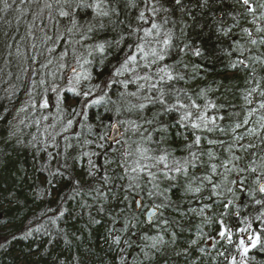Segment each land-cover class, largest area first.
I'll return each instance as SVG.
<instances>
[{"label":"snow or ice","instance_id":"snow-or-ice-1","mask_svg":"<svg viewBox=\"0 0 264 264\" xmlns=\"http://www.w3.org/2000/svg\"><path fill=\"white\" fill-rule=\"evenodd\" d=\"M0 2V11L6 12L10 8L8 0ZM225 3L242 11L225 12ZM196 9L200 10L198 15L210 14L215 28H209L218 39H231L236 35L233 29H239L242 39L232 40L223 51L232 58L228 68L245 73L249 86L243 90L242 119L224 123L222 110L228 106L208 99L209 91H219L221 82L198 91L183 86L203 79L205 71L204 65L190 64L185 56H212H205L204 49L185 39L191 25L184 17L195 20ZM45 10L57 30L53 35L45 31L41 46L50 45L46 49L49 57L59 49L60 62L58 71L41 74L40 69H48L53 59L40 60L44 53L39 50L31 57L32 63L39 65L33 72L40 79L32 78L28 95L33 110L55 107L61 125L59 131L56 122L48 125L53 131L45 128L42 141L33 136L35 143L31 146L36 154H46L37 169L43 175L42 195L52 196L58 186L70 187L74 193L70 199L87 196L92 200L91 204L80 202V207L88 210L86 227L101 225L107 219L103 243L110 258L101 264H167L172 256L186 264H248L253 249L264 251V0H43L37 15L42 18ZM217 11L219 16L214 14ZM225 15L232 21L227 27ZM245 19L252 28L240 27ZM61 21H66L63 33L59 31ZM31 47L37 46L33 43ZM69 55L74 63L68 62ZM64 70L69 72L68 77L62 76ZM58 76L67 80L66 86L57 83ZM98 76L102 78L92 83ZM37 87L43 88L40 100L34 97ZM65 91L79 98L76 107H62ZM49 92L55 94L54 105L50 104ZM201 99L203 105L197 102ZM99 105H104L110 115L105 120L97 113V129L89 122L88 110ZM65 112L71 117L66 121ZM237 116L239 113H229V118ZM42 119L47 121L49 117L42 113ZM35 123L39 127L41 120ZM85 127L97 139H85L84 145L95 143L101 149L105 141L109 147L119 145L112 147L119 158L94 151L74 153L72 137L81 140L74 129ZM70 130L71 136L64 135ZM58 137L66 142L62 149ZM176 140L180 143L173 147ZM49 147L57 151L50 152ZM53 160L57 161L55 169L51 167ZM232 175L235 179H229ZM249 175L253 177L251 186L246 183ZM174 189L180 190L185 199L174 201ZM237 192L244 196L243 205L236 203ZM226 193L232 198H226ZM112 201L120 206L118 212L110 206ZM184 203L197 206L185 210ZM249 207L253 212L242 216L241 209L246 212ZM144 208H148L144 222L149 226L169 209L181 218L191 213L200 218V223L192 232L180 220L164 218V225H175V229H164L170 232L169 241L163 235L137 236L134 230L141 221L134 209ZM217 208L223 210L217 212ZM67 211L61 208L52 224ZM229 216L233 224L225 222ZM185 231L191 232V237L182 241L186 247L179 248V235ZM68 235L65 231L66 244L71 243ZM165 248L173 251L169 254ZM133 251L135 255H131ZM94 255L91 248L83 256L77 252L71 264H89L88 258Z\"/></svg>","mask_w":264,"mask_h":264},{"label":"trees","instance_id":"trees-1","mask_svg":"<svg viewBox=\"0 0 264 264\" xmlns=\"http://www.w3.org/2000/svg\"><path fill=\"white\" fill-rule=\"evenodd\" d=\"M8 3L10 8L6 12L0 11V264H71L72 257L77 252L83 256L89 248L95 253L94 256L88 258L89 264H101L102 260L110 258V255L105 254L107 245L103 243V233L106 231L107 219L105 218L101 225L92 228L86 227L88 210L82 209L80 202L87 200L91 204L92 200L87 196H76L75 199H70L69 197L74 195L70 187L58 186L52 196L42 195L44 188L43 175L37 169L44 162L46 154H36L35 149L31 146L32 143H35L32 140L33 136L37 138V141L44 139L42 133H44L45 128H48V125L56 122L57 131H59L61 125V117L57 114L55 107L46 110H33L30 107L32 97L28 95V92L32 91V78L40 79V76H36L33 72V68H37L39 65H34L31 60V57L38 50L44 53L43 56L39 57L40 60L53 59V64L48 69H40L41 74L58 71L59 49L57 53H53L49 57L46 49L50 45L41 46V37L44 32L53 35L57 29L54 27V23L47 19L46 10L42 18L37 15L43 6V0H8ZM0 9H3L2 2H0ZM223 9L225 12L228 10L242 11L238 7L234 9L232 5L227 3L223 5ZM199 11V9H196L193 12L196 17L195 20L189 19L187 16L184 17V20L191 25L187 29L188 35L185 39L191 40L194 45L204 49L205 56H208L209 53H212V56L208 59L191 55L185 56V60L189 61L190 64L204 65L205 71L202 73L203 79H198L190 85L183 86L198 91L199 88L206 86L214 88L215 82H221L219 91H209L208 99L218 105L228 106L222 110V114L226 117L224 123H230L234 119H242L244 115L242 108L244 104L242 99L243 90L249 86L245 83V73L228 68L229 61L232 58L223 51L228 48L232 40L242 39L239 35V29H233L236 35H233L231 39L226 37L218 39L215 32L209 28V25H211V28H215V24L211 23L210 14L205 13L201 16L198 15ZM214 14L220 15L218 11ZM133 15H135V12H133ZM179 16L180 14L177 13L176 18H179ZM223 21L225 27L232 23L226 15L223 17ZM65 24L66 21H61L59 25L61 33L64 31ZM200 25H204V27L201 28ZM179 27L178 24L177 28ZM240 27L252 28V25L248 24L245 19L241 21ZM177 35H179V32H177ZM33 43L36 44V49L31 47ZM234 56L235 53H233ZM68 62L74 63L71 55L68 57ZM92 70L96 74L95 68ZM106 71L107 69H105ZM62 76L68 77L69 72L64 70ZM45 78L48 77L45 76ZM100 78L102 77L98 76L97 80H93L92 83H97ZM57 83L64 87L67 85V80L58 76ZM83 86L82 84L81 87ZM117 90L118 86L113 89V93H116ZM113 93H110V95L115 99ZM43 94V88L37 87L34 91L35 100H40ZM63 95L64 104L62 107L70 109L77 106L79 98H74L67 91ZM48 98L50 104L54 105L55 94L49 92ZM197 102L201 105L205 103L203 99ZM22 108H27L28 111H21ZM88 112L89 122L96 124L97 129L99 128L96 121L97 113L101 114L105 120L110 115L105 111L104 105L94 106ZM232 112L239 113V116L229 118V113ZM42 113L48 115L49 119L47 121L42 119ZM68 118H71L70 114L65 112L63 120L66 121ZM37 119L41 120L39 127L35 123ZM77 119L79 118L77 117ZM100 130L102 131V129ZM48 131L53 130L48 128ZM72 131L70 130L69 133L64 135L71 136ZM74 131L81 134V140L79 141L72 137L71 142L74 145L72 151L74 153L94 151L101 154L107 153L113 159L119 158L118 154L112 151V147L119 148V145L109 147L107 141L104 142L105 148L103 149L97 148L95 143L84 145L83 140L95 141L97 137L90 135L87 127L83 129L75 128ZM13 133L15 135H12ZM18 141L20 142L18 143ZM58 141L62 149L66 142L60 137H58ZM179 143L178 140L173 141L172 146L176 147ZM48 151L55 153L57 150L49 147ZM180 154L177 153V155ZM93 159L97 158L93 157ZM97 162L100 163L101 161L97 160ZM56 166L57 161L53 160L52 169H55ZM229 179H235V176L232 175ZM252 179L253 177L249 175L246 181L250 186ZM87 183H90V181H86ZM225 195L226 198H232L230 194L226 193ZM60 197H64V199L61 200ZM236 197H238L237 204L243 205L245 203L244 196L240 192L236 193ZM172 199L180 202L185 198L181 196L180 190L174 189ZM145 203L150 205L151 201L145 198ZM110 206L115 211H119L120 206L116 201H112ZM190 206L196 207L197 205L195 203L191 205L182 204L185 210ZM61 208H66L68 211L65 213V217L59 219L57 224L53 225L52 219L59 215ZM144 210L145 208L139 211L134 209L141 221L134 230L137 232V236L142 233H147L149 236L163 235L164 239L169 241L171 239L170 232L164 231V229L166 227L175 229V225L172 223L167 226L164 225L162 223L164 218L169 221L180 220L182 225L186 229L191 228L192 232L200 223V218L191 213H189L188 218H181L169 209L164 212L163 217H156L154 224L149 226L144 222ZM215 210L219 212L223 209L217 208ZM252 212L253 209L250 207L246 212L243 208L241 209L242 216ZM92 214L96 215L94 210ZM225 222L233 224V217H227ZM256 226V224L253 225V227ZM216 227L218 228V225ZM215 230V228L211 229L213 235ZM65 231L69 234L70 244L65 243ZM205 231H210V229L205 228ZM29 232L31 234L26 235ZM73 232L80 239L72 236ZM191 234L189 231L180 233L177 247H186L182 241L190 238ZM133 239H136V236ZM139 242L144 243L143 241ZM135 251H138V249ZM135 251L131 255H135ZM165 251L171 254L173 249L165 248ZM249 256L251 259H249L248 264H264V251L253 249ZM174 261L175 264H186L185 260L175 256L168 259L167 264H173Z\"/></svg>","mask_w":264,"mask_h":264},{"label":"water","instance_id":"water-1","mask_svg":"<svg viewBox=\"0 0 264 264\" xmlns=\"http://www.w3.org/2000/svg\"><path fill=\"white\" fill-rule=\"evenodd\" d=\"M139 211V210H138ZM148 211V210H147ZM147 211H146V213H145V219H146V214H147Z\"/></svg>","mask_w":264,"mask_h":264},{"label":"bare ground","instance_id":"bare-ground-1","mask_svg":"<svg viewBox=\"0 0 264 264\" xmlns=\"http://www.w3.org/2000/svg\"><path fill=\"white\" fill-rule=\"evenodd\" d=\"M146 220V219H145ZM147 224V223H146Z\"/></svg>","mask_w":264,"mask_h":264}]
</instances>
